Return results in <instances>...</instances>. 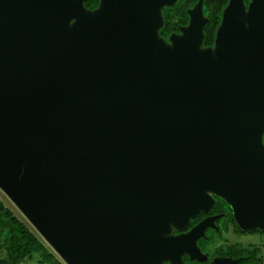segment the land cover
<instances>
[{
	"label": "water",
	"instance_id": "water-1",
	"mask_svg": "<svg viewBox=\"0 0 264 264\" xmlns=\"http://www.w3.org/2000/svg\"><path fill=\"white\" fill-rule=\"evenodd\" d=\"M0 0V189L65 264L204 261L213 195L264 231V0ZM238 259L215 257L207 264Z\"/></svg>",
	"mask_w": 264,
	"mask_h": 264
},
{
	"label": "trees",
	"instance_id": "trees-1",
	"mask_svg": "<svg viewBox=\"0 0 264 264\" xmlns=\"http://www.w3.org/2000/svg\"><path fill=\"white\" fill-rule=\"evenodd\" d=\"M212 0L203 1V12L208 18L204 27L203 45L213 43L216 30L221 21V13L228 0H218L214 8L211 7ZM250 0H244L245 5ZM197 0H177L173 5L162 9L164 26L161 30L174 29L178 31L179 26L188 22L187 9L191 8ZM98 0H85L86 7H95ZM162 33V31H161ZM223 202L222 200H220ZM193 222L189 223V226ZM5 249L7 258H0V264H19L24 259H31L34 254H39L40 262L45 264H64L49 245L40 239L21 219L0 201V250ZM236 255V253H234ZM238 256V254L236 255ZM264 258V256H263ZM241 259L237 264L244 262Z\"/></svg>",
	"mask_w": 264,
	"mask_h": 264
},
{
	"label": "flooded vegetation",
	"instance_id": "flooded-vegetation-1",
	"mask_svg": "<svg viewBox=\"0 0 264 264\" xmlns=\"http://www.w3.org/2000/svg\"><path fill=\"white\" fill-rule=\"evenodd\" d=\"M98 2H99V0H98ZM243 2H244V0H243ZM248 4H249V2L247 3V5H245V7H247ZM95 7H87V8L93 9ZM222 12H223V10H222ZM188 19H189V16H188ZM221 19H222V13H221ZM163 26H164V19H163V25L160 28L159 33L166 41H169V37L171 34L180 33V27L181 26H179L178 31H174V29H170V28L168 31L167 30H161L163 28ZM182 26H184V25H182ZM161 31H162V33H161ZM202 46L213 47L214 41L210 45H203L202 44ZM263 142H264V134H263ZM213 197H214V204L208 210V212H200V214H198L194 218L190 219L184 230H181V231L175 230V229L172 230L173 234H179L182 232H186L192 226L199 223L201 220H203L205 218L217 216L213 220V222L212 221L210 222L213 225L208 226L206 228L205 235L200 237L197 240V245L200 248L201 252L205 253L207 255L206 260L198 261L196 259H191L188 254H183L182 255V264H207L215 257H230L232 259H238L236 262L230 263V264H237L243 258L246 260L240 264H257V261L261 258V256L262 257L264 256V245H263L264 241L263 242H254V241L250 240L247 243H243L242 241L233 240L232 237L235 235V236L241 238V235L257 234V233L264 235V231L259 230V229L243 230L236 223V220H235L233 213H232V209L229 206V204L220 197H217L215 195H213ZM220 200H222L223 202H221ZM190 222H193V223H192V225L189 226ZM213 244H216V245H214L211 248L210 246ZM234 253H236V255L238 254V256H236ZM165 264H172V263L165 262Z\"/></svg>",
	"mask_w": 264,
	"mask_h": 264
},
{
	"label": "rangeland",
	"instance_id": "rangeland-1",
	"mask_svg": "<svg viewBox=\"0 0 264 264\" xmlns=\"http://www.w3.org/2000/svg\"><path fill=\"white\" fill-rule=\"evenodd\" d=\"M218 2V0H212L211 1V7L214 8L215 2ZM163 14V13H162ZM0 201L8 208L10 209L19 219H21L33 232H35L38 237L42 241L43 238L39 235V233L34 229V227L31 225V223L25 218V216L21 213V211L14 205V203L9 199V197L0 189ZM233 236V235H232ZM233 240L242 241L243 243H247L250 240L254 242H263L264 241V235L262 234H247V235H241V238L237 236L232 237ZM214 245H211L212 248ZM264 245V243H263ZM50 247V246H49ZM51 248V247H50ZM0 258H7V253L5 249L0 250ZM63 262V261H62ZM64 263V262H63ZM19 264H45L40 262V256L39 254H34L31 259H24ZM65 264V263H64ZM257 264H264V258L261 256V258L257 261Z\"/></svg>",
	"mask_w": 264,
	"mask_h": 264
}]
</instances>
